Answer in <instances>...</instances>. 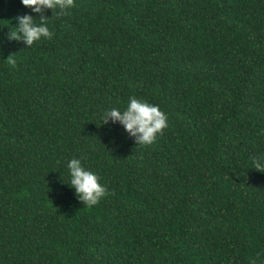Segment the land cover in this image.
Listing matches in <instances>:
<instances>
[{
  "label": "trees",
  "instance_id": "trees-1",
  "mask_svg": "<svg viewBox=\"0 0 264 264\" xmlns=\"http://www.w3.org/2000/svg\"><path fill=\"white\" fill-rule=\"evenodd\" d=\"M25 12L0 0V264H264V0H74L31 46ZM129 96L167 114L151 145L102 122Z\"/></svg>",
  "mask_w": 264,
  "mask_h": 264
},
{
  "label": "clouds",
  "instance_id": "clouds-1",
  "mask_svg": "<svg viewBox=\"0 0 264 264\" xmlns=\"http://www.w3.org/2000/svg\"><path fill=\"white\" fill-rule=\"evenodd\" d=\"M20 3L29 8L31 13H41L42 10L51 9L56 16H62L74 4V0H20ZM29 12L18 14L15 28L8 33L9 40H23L28 46L42 38L50 39L53 32L50 30L48 20L52 16L41 15L35 18ZM10 63L15 60L9 57ZM109 119L115 123L119 122L127 133L134 137L135 143L140 145H151L157 135L168 125L167 114L157 104L146 100L129 96L126 107L123 110L111 107L102 113V122L107 123ZM255 169H264V158L254 157ZM69 182L66 183L74 189L76 197L87 206L96 205L106 195L105 185L99 182L96 172L86 168L80 157L68 160Z\"/></svg>",
  "mask_w": 264,
  "mask_h": 264
}]
</instances>
